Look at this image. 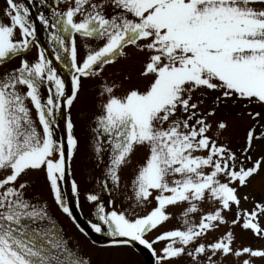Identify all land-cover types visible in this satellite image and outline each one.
I'll return each mask as SVG.
<instances>
[{
    "label": "snow or ice",
    "instance_id": "obj_1",
    "mask_svg": "<svg viewBox=\"0 0 264 264\" xmlns=\"http://www.w3.org/2000/svg\"><path fill=\"white\" fill-rule=\"evenodd\" d=\"M4 16L0 264H92L73 248L51 204L27 195L30 183L19 181L43 172L54 204L89 237L69 203L74 194L79 206L80 186L75 179L69 189L63 184L72 163L67 154L74 157L80 143L70 110L85 80L135 53L145 56L139 75L146 82L131 84L128 76L131 86L122 96L115 93L123 82L104 83L91 145L103 169L101 190L131 203L117 209L115 199L106 206L100 194H86L96 221H88L91 230L106 232L111 247L143 245L155 264L264 261V247L234 246L237 226L264 240V196L256 200L244 191L264 175V0H5ZM37 20L69 81L40 46ZM78 36L102 43H88L81 56ZM33 47L38 55L29 60ZM18 57V66L3 68ZM230 107L252 121L236 148L221 140L229 121L217 119ZM61 127L65 135L58 136ZM149 204L147 214H138ZM175 208L183 226L160 231ZM154 230L159 234L149 240ZM161 242L158 252L154 245Z\"/></svg>",
    "mask_w": 264,
    "mask_h": 264
},
{
    "label": "rangeland",
    "instance_id": "obj_2",
    "mask_svg": "<svg viewBox=\"0 0 264 264\" xmlns=\"http://www.w3.org/2000/svg\"><path fill=\"white\" fill-rule=\"evenodd\" d=\"M3 6V3L0 2V6ZM1 20V18H0ZM8 23V22H7ZM6 24V23H5ZM41 33L45 38L47 44L52 47L51 42L48 38V34L43 26H41ZM20 38L19 31L17 32V39ZM88 43H91L93 46H99L102 42L97 41H85L84 38H78V45L80 46L81 56L84 55V52L87 49ZM134 52V50H132ZM38 55V47H33L28 55L29 60H33ZM23 57H18L6 65L3 66L5 69H11L15 66H18L20 60ZM144 54L135 53L134 59L123 60L121 59L118 63L113 65H108L105 69L102 77L99 78H89L84 81V87L81 93L78 96V100L74 102L73 107L70 110V115L72 117L73 123L75 124L74 134L79 139V148L72 159L71 163V172L72 180L75 179L80 186V198L78 209L81 213V216L84 222L88 224V221L96 222L94 219V209L89 202H86L85 196L88 193L100 194L102 200L108 205L111 199L116 200L117 209L127 208L131 203L126 199V196H121L119 193L113 192L112 196L105 194V191H102L99 186V178L102 175V168L97 166V160L95 154L92 150L91 145L95 142L93 140L92 129L96 127V118L102 112V104L105 100V96L101 95L103 91L104 83L109 85L121 84L123 82L124 86L118 88L116 95L122 96L125 94L128 87L131 84H143L146 81L140 77L139 73L144 67ZM2 70V69H0ZM58 71L61 75L62 72L58 68ZM68 74V73H67ZM69 76V74H68ZM131 76V84L127 81V77ZM47 95L46 91L44 93ZM31 106V105H30ZM69 111V110H68ZM33 117L35 118V109L33 108ZM217 119H226L229 121V129L222 134L221 140L223 142H229L233 148L243 145L247 129L252 121L249 118H242L237 115V109L228 108L223 109L218 114ZM58 136H60L59 129L57 130ZM142 153L138 154L137 159L142 158ZM58 158V154L57 157ZM107 159V157L105 158ZM3 177V173H0V178ZM130 173H126L124 176L125 183L128 182ZM28 181L31 186V190L27 195L32 196L34 193L43 199L47 200L51 206L55 218L58 220L60 226L64 229L67 238L72 242L73 248L79 247L82 251L86 252L87 258H90L92 264H147L146 257L135 249L131 247H109L94 245L91 240L83 237L80 232H78L76 225L63 214L58 207L54 204L52 194L49 191L48 182L45 179L44 173H30L27 176H23L21 181ZM130 194V189L126 190ZM244 191L252 193V196L256 200H259L264 196V175H258L253 179L251 185ZM74 201L76 198L72 194ZM153 204H149L145 209H137L138 214L144 215L147 214L149 210L153 207ZM177 213L174 218L167 222L160 231L170 230L173 228H178L183 226V221L180 216V209H170ZM90 226V225H89ZM77 229V230H76ZM229 229H223V232H226ZM150 236L155 238L159 234L156 230L152 233H149ZM103 236H108L107 233H102ZM221 235V232L209 233L207 239L209 242L214 241L218 236ZM235 242L234 246L239 248L241 246H251L253 248L264 247V240H259L256 238L250 231H242L238 226L235 229ZM158 247V252L163 247V242L156 244ZM224 264H237V261L234 257H229L225 260ZM256 264H264V261L259 259L256 260Z\"/></svg>",
    "mask_w": 264,
    "mask_h": 264
}]
</instances>
